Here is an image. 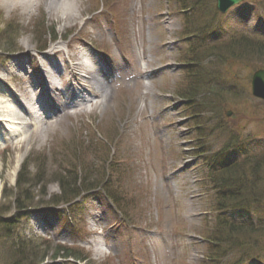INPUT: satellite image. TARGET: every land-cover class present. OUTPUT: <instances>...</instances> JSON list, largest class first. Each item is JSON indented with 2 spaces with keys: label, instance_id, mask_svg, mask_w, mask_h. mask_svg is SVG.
I'll return each instance as SVG.
<instances>
[{
  "label": "rangeland",
  "instance_id": "obj_1",
  "mask_svg": "<svg viewBox=\"0 0 264 264\" xmlns=\"http://www.w3.org/2000/svg\"><path fill=\"white\" fill-rule=\"evenodd\" d=\"M248 1L234 9L231 16L242 20V27L263 31L264 11L257 9L252 0ZM20 3L24 4V1ZM12 5L0 0V50L10 53L2 62L0 57V90L7 91L22 102L19 89H23L29 79L40 81L42 77H47L46 69L54 64L62 66L64 61L71 62L73 47L80 40L98 55L111 84L104 79L110 86L107 106L91 109V103V106L85 107L91 109L90 112L79 111L75 114L74 108L69 110V114L62 113L57 117H53L55 114L47 117L44 111L39 110L37 117L45 118L46 123L25 131L27 137L30 134L33 137L24 144L17 142L22 136H16L14 141L3 140L0 143V206L11 209L13 204H17L15 200L18 194L21 202L28 204V208H34L28 211L29 216L23 224L27 230L25 235L48 236L62 244L80 245L90 253L91 264H99L107 259L111 260L110 264H198L207 247L205 241L199 240V234L212 225V192L208 191L205 183L207 166L203 157L196 153L200 151L195 144L194 122L187 117L182 100L174 93L176 84L184 78L178 58L184 43L178 37L181 15L173 9V3L169 0H85L79 16L82 18L74 27L57 14L49 15L43 2L26 9ZM100 5L103 6L102 12L92 13ZM137 20L144 22L142 27L137 25ZM53 32L59 37L54 42L50 41ZM162 34L170 35L165 46L162 44ZM45 41H48V47L54 45L61 50V55H56V59L50 62L44 61L41 56L43 53L38 52ZM2 53L0 56H3ZM17 53L23 54V57L14 60ZM253 60L259 61L258 58ZM41 61L46 65H42ZM13 68H17V73L10 71ZM241 75L244 79L247 71L244 69ZM35 90L41 88L36 87ZM239 102L237 110L240 113L228 118L230 122L232 119L238 120L229 127H236L243 134L251 130L264 136V111L257 110L254 113L255 110L248 107L245 100ZM30 120L35 121L32 117ZM0 124L5 139L11 128L6 125L8 130L3 123ZM78 132L86 135L79 136L82 139L78 141L90 145H97L100 134L106 137L107 133L113 137L119 132L115 151L118 157L126 158L129 162L123 168L128 169L130 166V172L127 171L128 175L124 179L127 182H124L125 191H139V181H142L141 185L147 183L146 187L151 184L148 195L158 219L161 217V221H165L166 216L162 213L165 209L180 215L183 210L184 217L181 215L180 220H168L165 226L157 224L149 228L152 221L141 214L137 224L132 225L133 207L130 208V215H123L105 195L95 192L84 197L85 204L77 213L79 219L75 224L53 212L57 209L46 210L47 207L51 209L47 204L53 203V195L61 190L58 181L61 176L68 175L70 170V179L73 183L77 182V165L71 163L73 159L70 156H76L73 142L76 139L72 140V137ZM143 137L149 144H146L142 157L139 143ZM183 138L185 143H182ZM210 141L212 149L222 145L219 139ZM126 144L128 146L125 148ZM167 148L178 153L167 155ZM113 149L114 144L111 145L112 153ZM43 151L47 157L44 158L46 172L39 179L22 177L26 185L17 188L23 168L28 164H36L33 158L37 152ZM78 156L86 163L90 160L95 162V155L78 153ZM97 166L93 169H97ZM112 181L115 186L120 177H113ZM119 183L122 184V180ZM158 185L165 195V201H169L162 210L163 196ZM140 191L145 192V189ZM170 194L172 198L169 196L168 199L167 195ZM136 196L140 201L139 192ZM176 201L178 205L175 206ZM133 203H136L135 197ZM35 208L38 209L36 212ZM35 240H39L41 245L44 243L40 238ZM146 240L149 246L141 245ZM177 240L190 244L192 250L187 246L180 247ZM46 249L49 258L45 264H54L50 254L57 249L43 244L39 252ZM56 264L85 263L59 258Z\"/></svg>",
  "mask_w": 264,
  "mask_h": 264
},
{
  "label": "trees",
  "instance_id": "obj_2",
  "mask_svg": "<svg viewBox=\"0 0 264 264\" xmlns=\"http://www.w3.org/2000/svg\"><path fill=\"white\" fill-rule=\"evenodd\" d=\"M177 2L180 8L187 9L184 13L183 34L196 32L200 34L196 39L197 46L192 51V60L195 64L188 70L191 81L183 94L192 101L194 112L200 113L207 110L204 106V97H199L202 93L206 94L204 90H210L211 94L217 92L222 97L228 96V99H248L247 92L240 87L233 89L219 82L212 83L209 78L215 77L216 73L210 68L218 67L219 63L228 61L249 64V61L255 58L259 59L260 65H264V36L251 32L250 34L233 33L227 37H212L211 32L216 28L221 17L215 8L214 0H177ZM261 3L264 7V0H261ZM218 99L219 96H215V102ZM227 101L226 99L224 104ZM251 101L256 106H264V102L252 99ZM233 144L231 142L224 151L233 149ZM93 147L83 146V143L74 145L75 152L79 154L81 151L86 153ZM104 148L105 146L101 143L99 148L95 147L93 150L102 155ZM75 157L78 158V156ZM209 165L207 178L213 197L214 226L208 231L207 237L213 246L211 254L214 262L212 264H241L252 256L258 257L264 254V145L258 146L251 153L229 158L224 162L214 158L209 161ZM102 168L98 166L97 171ZM87 169L92 170L90 165ZM42 174L43 172L38 170L33 177H29L39 179ZM28 175V172L25 175V171L21 174L25 178ZM70 175V170L68 175H60L58 181L62 193L57 195V198H66L78 193L79 186L77 182L73 183ZM98 175L103 179V172H99ZM75 176H77L76 172ZM24 185L26 182L19 178L17 188L20 189ZM12 192L15 195L13 189ZM15 201L18 209L28 206L21 202L18 194ZM7 209L3 205L0 206V264H6V262L8 264H38L46 257L47 249L39 252L43 245L38 241L34 243L27 240L21 232V217H4L10 208ZM242 210L255 211L259 218L246 220L239 215ZM46 245L49 247L50 243ZM56 249L55 255L61 251H64L66 255L74 253L63 246H58ZM229 254L233 255L227 261H223L224 256ZM261 258L264 259V257Z\"/></svg>",
  "mask_w": 264,
  "mask_h": 264
},
{
  "label": "bare ground",
  "instance_id": "obj_3",
  "mask_svg": "<svg viewBox=\"0 0 264 264\" xmlns=\"http://www.w3.org/2000/svg\"><path fill=\"white\" fill-rule=\"evenodd\" d=\"M10 2L11 4L15 5L16 8L20 7H31L34 4L39 6L40 3L43 2L46 7V11L49 15H59L62 19H66L68 23H72V27L77 26L79 20L82 17H79L82 14V6L85 3V0H4ZM24 1V4L20 2ZM12 5V6H13ZM72 8L75 10L73 12ZM88 10V8H87ZM77 12V14H76ZM61 13V14H60ZM77 16V17H75ZM57 51V49L55 50ZM45 60H47L48 54H44ZM72 62L67 63L64 62L62 67L64 73H61L59 70V66L54 68V71L50 69H46L47 74L50 77V83L52 89H59L60 92L56 93L57 96L61 95V85L66 84L68 86H72V93L69 95L68 101L65 99H60L61 102L65 103L62 107V111L66 112L68 106H76L83 108L88 103L92 104V109L105 107L108 104V89L109 86L104 78L100 77L98 74V70H100L97 66L98 63L92 58L91 53L89 52L85 43L79 47L75 45L73 47V53L71 55ZM42 65H46L45 62H42ZM103 71V69H102ZM58 74L62 79L60 82H56L55 77ZM84 76H87L84 77ZM109 82V81H108ZM39 80H30L26 82V85L23 89H19L22 92V99L24 102L25 107L19 103V100L15 99L13 95L7 93H0V121H6L12 125H19L22 124V129H29L31 128L35 122H30L25 115L31 116L36 112V104L40 107L46 106V101L44 98H39L36 93H34V88L38 85ZM32 88V89H31ZM80 91V94L79 92ZM48 100L49 97H46ZM82 111V110H80ZM45 121H40V123L34 124L35 126L43 125ZM14 130V134L10 132V141H14L16 136L18 138L22 135L23 130L19 129V127L14 126L11 127ZM18 129V130H17ZM20 131L17 135L16 133ZM17 131V132H16ZM33 135L29 137H25L21 139L20 142H26L29 140ZM0 192H1V185H0ZM99 254V253H98Z\"/></svg>",
  "mask_w": 264,
  "mask_h": 264
},
{
  "label": "water",
  "instance_id": "obj_4",
  "mask_svg": "<svg viewBox=\"0 0 264 264\" xmlns=\"http://www.w3.org/2000/svg\"><path fill=\"white\" fill-rule=\"evenodd\" d=\"M240 0H218V7L225 11L230 5ZM253 93L264 98V70H259L254 74L252 81Z\"/></svg>",
  "mask_w": 264,
  "mask_h": 264
}]
</instances>
